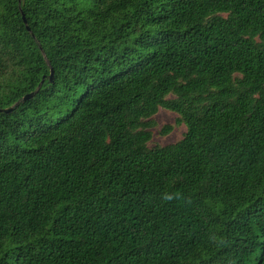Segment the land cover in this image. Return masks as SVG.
Segmentation results:
<instances>
[{
	"label": "trees",
	"instance_id": "16d2710c",
	"mask_svg": "<svg viewBox=\"0 0 264 264\" xmlns=\"http://www.w3.org/2000/svg\"><path fill=\"white\" fill-rule=\"evenodd\" d=\"M0 264H264V0H0Z\"/></svg>",
	"mask_w": 264,
	"mask_h": 264
},
{
	"label": "rangeland",
	"instance_id": "374dc122",
	"mask_svg": "<svg viewBox=\"0 0 264 264\" xmlns=\"http://www.w3.org/2000/svg\"><path fill=\"white\" fill-rule=\"evenodd\" d=\"M153 118L155 121V127L151 129L152 138L148 143L150 146L154 144L164 145L174 142L181 138L185 131V126L183 124L175 125L176 114L171 111L159 108ZM168 124L173 125L172 129L168 133L162 134L161 130L163 126Z\"/></svg>",
	"mask_w": 264,
	"mask_h": 264
},
{
	"label": "water",
	"instance_id": "95a60500",
	"mask_svg": "<svg viewBox=\"0 0 264 264\" xmlns=\"http://www.w3.org/2000/svg\"><path fill=\"white\" fill-rule=\"evenodd\" d=\"M30 95V94H29ZM10 108H5V109H3V111H8Z\"/></svg>",
	"mask_w": 264,
	"mask_h": 264
}]
</instances>
